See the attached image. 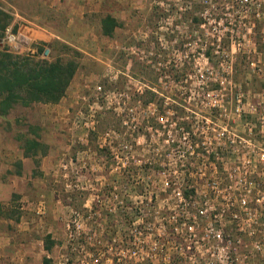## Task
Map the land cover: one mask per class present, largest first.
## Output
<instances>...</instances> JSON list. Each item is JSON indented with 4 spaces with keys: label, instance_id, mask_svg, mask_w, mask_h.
<instances>
[{
    "label": "rangeland",
    "instance_id": "374dc122",
    "mask_svg": "<svg viewBox=\"0 0 264 264\" xmlns=\"http://www.w3.org/2000/svg\"><path fill=\"white\" fill-rule=\"evenodd\" d=\"M250 1L249 6L242 5L241 0H176L175 3L172 0H106L110 5L104 12L90 11L84 20H78L73 15L71 0H0V57L10 52L51 60L53 55L63 53V58L73 57L79 62L77 74L59 106L42 103L25 106L20 102L7 115L0 112V174L4 170L8 175L18 173L21 171L19 159L28 158L24 176L14 178L13 183L0 181V207L12 206L13 218L35 221L36 234L59 239L39 244L40 249L51 250L50 258L43 256L40 264H58L63 257L71 255L66 224L73 210L84 212L83 205L91 187L130 190L132 175H139L144 180L139 188H153V169L136 165L123 167L112 158L109 149L99 147L109 131L110 140L116 144L125 139L122 117L114 110L115 103L108 108L107 94L112 97L113 93L128 92L134 95L132 102L141 100L145 106L153 103L159 110L164 109L167 97L182 100L180 103L187 98V104L206 109L210 108L204 98L207 92L224 95L226 108H234L242 98L240 108L247 112V118L240 125L248 121L254 128L255 138H259L256 128L264 113V0ZM180 7L184 9L179 10ZM203 7L209 8L218 20L235 21V31L240 36H235V40L239 39L237 44L241 46L236 45L230 51L232 67H220V60L208 54L210 69L203 71L206 79L200 82L196 76L199 69L192 61L187 63L184 53L173 52L170 43L169 50L164 51L158 39L162 35L164 41L178 39L180 43L181 35L175 38L161 34L160 23L165 26L169 15L174 18V32L180 27L193 32L198 25L197 14ZM108 15L117 22L110 37L102 30V21ZM8 28L16 36V43L8 42ZM87 30L89 34L81 36ZM206 33L209 35L205 38L211 40V32ZM224 40L230 46L229 38L225 36ZM55 42L66 44L81 56L62 50L59 44L52 50L49 44ZM38 45H44L45 50L37 57ZM141 50L144 54L138 55ZM150 50L153 56L146 58ZM99 86L102 91L97 90ZM29 141L40 146L27 155L24 148ZM262 173L264 170L258 165L254 180L261 181ZM54 206L69 208L63 209L56 218L50 208ZM104 220L110 226L113 218ZM46 221L57 223L62 229L47 233L42 226ZM127 228V223L109 229L96 227V235L103 238L107 233L121 235ZM227 234L246 238L236 230H227ZM53 242L58 245L54 246ZM245 253L244 246H239V259L243 260ZM243 263L264 264V248L258 253L253 251L252 260Z\"/></svg>",
    "mask_w": 264,
    "mask_h": 264
},
{
    "label": "built area",
    "instance_id": "2783aa9c",
    "mask_svg": "<svg viewBox=\"0 0 264 264\" xmlns=\"http://www.w3.org/2000/svg\"><path fill=\"white\" fill-rule=\"evenodd\" d=\"M241 4L252 3L241 0ZM210 14L209 8H202L193 32L183 27L174 32V18L169 15L166 27L162 22L159 27L163 35H181L180 43L178 39L164 41L165 36L159 35L160 47L169 50L170 43L173 52L184 53L187 63L192 61L199 69L196 76L200 82L206 79L203 71L210 69V54L220 60V67H232L229 54L236 45L241 46L239 39L235 40L240 37L235 21L218 20ZM206 32H211V40L205 38ZM6 33L8 42L16 43L10 28ZM225 36L230 46L225 44ZM143 54V50L138 52ZM150 56L152 50L146 58ZM112 95L107 94L105 101L108 108L115 103L125 139L116 144L109 131L99 147L109 149L123 167L153 169V188H139L144 181L139 175H132L130 190L91 187L84 212L73 210L66 224L71 255L58 264H244L252 260L253 251H262L264 173L259 182L254 174L258 165L264 170V113L258 120L257 139L248 121L240 125L247 118L240 108L242 98L234 108H226L224 95L207 92L204 98L210 108L206 109L187 104V98L180 103L182 100L167 97L164 109L159 110L153 103L132 102L134 95L128 92ZM105 217L113 218L110 226ZM126 223L127 231L121 235H96V227L109 229ZM227 230H236L246 238L234 237ZM239 246L247 251L243 260L239 259Z\"/></svg>",
    "mask_w": 264,
    "mask_h": 264
},
{
    "label": "trees",
    "instance_id": "16d2710c",
    "mask_svg": "<svg viewBox=\"0 0 264 264\" xmlns=\"http://www.w3.org/2000/svg\"><path fill=\"white\" fill-rule=\"evenodd\" d=\"M116 27L117 22L112 16L108 15L103 19L102 30L105 36H112ZM57 44L64 51L72 52L74 56H81L79 52L60 42L49 44V47L54 50ZM38 47L37 57L45 50L44 45ZM63 55V53L55 54L51 60H47L23 57L10 52L2 53L0 57L1 114L7 115L8 111L20 102L25 106L34 103L52 105L61 103L79 67V62L75 58H63ZM175 108L182 111L178 106ZM39 146V143L29 141L24 149L29 155L33 148Z\"/></svg>",
    "mask_w": 264,
    "mask_h": 264
},
{
    "label": "crops",
    "instance_id": "0c3cea01",
    "mask_svg": "<svg viewBox=\"0 0 264 264\" xmlns=\"http://www.w3.org/2000/svg\"><path fill=\"white\" fill-rule=\"evenodd\" d=\"M113 5H119L118 3L111 1ZM71 5L73 7V15H76L78 20H84L86 15L90 11L93 12H104L110 4L106 0H71ZM74 19V18H73ZM89 34L88 30L86 33H83L81 36H87ZM101 36H104L101 34ZM81 52L86 53L85 50L78 48ZM55 104V106H59ZM28 158H20L18 164L20 165V170L18 173L13 172L10 175L5 172L0 174V181H12L14 178L24 176L23 170L25 168V163ZM78 162V161H76ZM87 162H85L86 164ZM7 176H10L7 178ZM24 197L25 194L20 192ZM1 205V204H0ZM52 208V214L57 218L61 215L63 209L69 208L65 206L64 208L60 206L50 207ZM14 208H1L0 207V264H40V259L44 257L50 258V249L42 247L39 248V244H43L45 241H50V239L57 241L58 238L55 236H49V234L44 238L41 235L36 234L35 232V221L25 222L23 219L17 220L12 217V212ZM21 214V213H20ZM19 215V213H18ZM44 225V226H43ZM43 229L47 233H50L52 229H62V227L53 222L46 221L42 224ZM41 226V228H42ZM60 237V236H59ZM54 246H57V242H53ZM38 248H37V247ZM48 263V262H47Z\"/></svg>",
    "mask_w": 264,
    "mask_h": 264
}]
</instances>
